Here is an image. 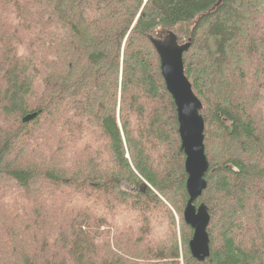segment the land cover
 Returning a JSON list of instances; mask_svg holds the SVG:
<instances>
[{
  "label": "trees",
  "instance_id": "1",
  "mask_svg": "<svg viewBox=\"0 0 264 264\" xmlns=\"http://www.w3.org/2000/svg\"><path fill=\"white\" fill-rule=\"evenodd\" d=\"M171 32L203 103L204 262L150 40ZM0 264H264V0H0Z\"/></svg>",
  "mask_w": 264,
  "mask_h": 264
},
{
  "label": "water",
  "instance_id": "2",
  "mask_svg": "<svg viewBox=\"0 0 264 264\" xmlns=\"http://www.w3.org/2000/svg\"><path fill=\"white\" fill-rule=\"evenodd\" d=\"M150 40L160 56L162 75L177 107L181 150L186 155L185 168L188 174L189 200L184 209V219L194 229L189 248L196 260L204 262L211 255L208 232L211 214L204 202L196 205L195 201L208 187L206 176L210 163L205 146V120L201 114L203 103L185 73L184 53L190 49L191 42L180 43L179 37L173 32L165 39L150 36ZM38 115V112L27 114L23 121L29 122Z\"/></svg>",
  "mask_w": 264,
  "mask_h": 264
},
{
  "label": "rangeland",
  "instance_id": "3",
  "mask_svg": "<svg viewBox=\"0 0 264 264\" xmlns=\"http://www.w3.org/2000/svg\"><path fill=\"white\" fill-rule=\"evenodd\" d=\"M23 13H24L23 11L21 12V14L18 12V13L16 14L17 17L14 18V19L12 20V22L15 24L13 30L16 32V34H17L18 36H19V34H20V35H25V34L21 31L22 28H20L21 26H23V21L20 19V18L22 17ZM30 34H32V33H30ZM21 37H23V36H21ZM7 46H8V49H9L10 51L15 52V48H16V46L19 47V45H18V41L15 42V43L9 42V43H7ZM49 138H50V137H49ZM49 138H48V139H49ZM53 141L55 142V141H57V139H53ZM63 148H64V149H63V152H67V155H69V156L72 155V152L70 151V149H65V147H63ZM123 185H124V188H125V189H127V190H131V189H129V187H131V186L128 185L127 183H123ZM133 190H134V188H133ZM181 229H182V228L179 226V227H178V232H179L178 236H179V237L181 236ZM181 250H183V249L181 248Z\"/></svg>",
  "mask_w": 264,
  "mask_h": 264
},
{
  "label": "bare ground",
  "instance_id": "4",
  "mask_svg": "<svg viewBox=\"0 0 264 264\" xmlns=\"http://www.w3.org/2000/svg\"><path fill=\"white\" fill-rule=\"evenodd\" d=\"M186 156V155H185ZM186 160V159H185ZM191 240V239H190ZM211 256V255H210Z\"/></svg>",
  "mask_w": 264,
  "mask_h": 264
}]
</instances>
